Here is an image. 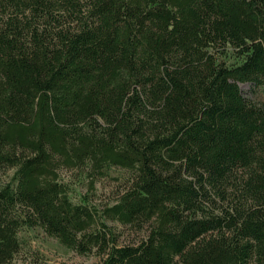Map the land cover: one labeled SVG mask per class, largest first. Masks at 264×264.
I'll return each mask as SVG.
<instances>
[{"label":"trees","instance_id":"trees-1","mask_svg":"<svg viewBox=\"0 0 264 264\" xmlns=\"http://www.w3.org/2000/svg\"><path fill=\"white\" fill-rule=\"evenodd\" d=\"M0 169V264L35 227L99 264H264V0H0Z\"/></svg>","mask_w":264,"mask_h":264},{"label":"rangeland","instance_id":"rangeland-1","mask_svg":"<svg viewBox=\"0 0 264 264\" xmlns=\"http://www.w3.org/2000/svg\"><path fill=\"white\" fill-rule=\"evenodd\" d=\"M242 93L249 99L259 102L263 92L253 89L248 84H240ZM13 169H0V185L9 181ZM60 177L68 182L71 193L69 197L78 202L85 193L84 183L78 182L76 171L62 170ZM126 172L120 168H112L108 176L95 183V190L91 196L92 204L99 205L108 202L114 193L121 189V180ZM112 225L120 233L119 244L136 242L145 234V230L135 231L133 228L118 224ZM21 249L14 260V264H99L100 259L95 256H79L60 245L54 238L45 235L39 228L22 230L19 233Z\"/></svg>","mask_w":264,"mask_h":264}]
</instances>
